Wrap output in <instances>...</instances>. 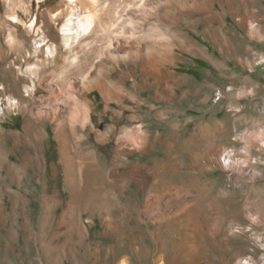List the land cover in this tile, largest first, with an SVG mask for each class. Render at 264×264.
<instances>
[{"label":"rangeland","instance_id":"obj_1","mask_svg":"<svg viewBox=\"0 0 264 264\" xmlns=\"http://www.w3.org/2000/svg\"><path fill=\"white\" fill-rule=\"evenodd\" d=\"M61 3L0 0V264H264V0H150L87 95L49 85ZM33 65L49 76L7 108Z\"/></svg>","mask_w":264,"mask_h":264},{"label":"bare ground","instance_id":"obj_2","mask_svg":"<svg viewBox=\"0 0 264 264\" xmlns=\"http://www.w3.org/2000/svg\"><path fill=\"white\" fill-rule=\"evenodd\" d=\"M6 1L10 2V0H6ZM149 1L150 0H62L59 9L57 11L56 10L55 11L52 10V11H54L53 14L56 17V18L54 17L55 19H58L59 17L65 19L62 25V34H63L62 36L64 37V39L60 44L59 41L45 35L43 41L45 42L44 44L46 50L45 53L47 54V56L49 55L48 56L49 58H51V63L53 65L55 63L56 65L54 70H52L51 73L49 74L55 75L58 74L59 72V77H58L59 79H53L51 82H49V85L51 84L54 85V87L52 88V93H54L55 95L57 93H59V95H62L64 89L62 88V84L59 82L64 83L70 78L77 80L80 79L82 81V86L84 87V95H87L90 90L96 88L103 91L104 81L102 79L101 80L99 79L97 81L91 80V75L94 71V67L90 69V65H91L90 59L92 58L91 56L93 54H98L101 52L102 53L101 57L102 56L109 57L111 60L114 61L113 65L115 66L119 61L118 58H119V53L121 51L120 40L123 38L122 36H125L126 34L125 28L134 27V26L136 27L137 16H139V13H141V11L144 10L145 12L147 3ZM20 2L23 3V0L22 1L20 0ZM179 4L178 7H181V5ZM48 14L49 12L48 13L45 12L43 16ZM10 16L13 17V19H18L19 17L18 12L15 10H13V12L10 13ZM37 19L38 17L35 18V21L31 25V28L35 29ZM166 21L167 19L160 20L161 23H164ZM37 30L40 32L41 28H38ZM158 33L162 34L163 32L159 29ZM11 36L12 35L10 34L9 37ZM148 53L150 54V57L153 58L152 57L153 52L151 49L148 50ZM59 58L61 59L60 62L58 61ZM127 58L128 55L123 57L124 60H126ZM11 68L12 66L8 65L3 71L7 72ZM38 69L39 68L34 67L33 65V67L30 69L32 73L27 72L26 74L22 71L19 72L20 79H22V81L24 82L22 94L21 93L16 94L14 92L13 83L10 86H6L4 84L1 86L2 91L7 93L8 89H10L12 92L10 95H7L6 99L4 100L5 103L8 104L7 108L9 107L17 108L19 105H26V106L28 105L29 99L33 97L35 93V86L31 85L28 79L32 77L42 80V78H45V76L47 75L49 76V74L44 76V73L47 72L43 71L41 73L40 71H38ZM100 73L102 75L103 71H100ZM3 103H4L3 100H1V106L3 105ZM76 117L80 119L81 117L80 110L77 111ZM16 137L18 140L22 141V136L20 134L17 135ZM23 142L21 143L23 144L26 143L25 145H27L28 148H31L32 150L29 157L30 159H28L29 162L32 163L31 165H27L25 168L32 171L34 177L40 178L41 167H40V159L37 158L38 152L36 148L33 146L34 144L33 145L28 144L25 140ZM17 170H18L17 167H12L9 170V174L13 175V173L17 172ZM84 186L86 193L89 194V190H90L89 183L86 182V185ZM12 197L15 205L18 203V201L24 202L26 200L25 196H20L17 194L13 195ZM256 197H259L260 201H263L264 194L262 193H258L257 195L252 194L250 198L255 199ZM73 198L76 199L75 190L73 193ZM0 206L3 208L1 202H0ZM160 216H161L160 221H164L167 219L165 214H161ZM132 248H130V250ZM144 251L146 252V254L148 253L145 249ZM160 252L162 251L160 250ZM149 259H151L154 264H158L157 257L154 256L153 258H149ZM246 264H253V263L252 261L251 262L247 261Z\"/></svg>","mask_w":264,"mask_h":264}]
</instances>
